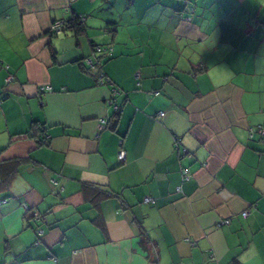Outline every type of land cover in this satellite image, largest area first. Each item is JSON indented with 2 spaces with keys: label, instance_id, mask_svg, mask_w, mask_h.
I'll return each instance as SVG.
<instances>
[{
  "label": "crops",
  "instance_id": "0c3cea01",
  "mask_svg": "<svg viewBox=\"0 0 264 264\" xmlns=\"http://www.w3.org/2000/svg\"><path fill=\"white\" fill-rule=\"evenodd\" d=\"M261 5L0 0L20 38L0 53V264L264 257ZM78 16L81 33L51 32ZM213 65L231 78L213 85Z\"/></svg>",
  "mask_w": 264,
  "mask_h": 264
},
{
  "label": "clouds",
  "instance_id": "9594fccd",
  "mask_svg": "<svg viewBox=\"0 0 264 264\" xmlns=\"http://www.w3.org/2000/svg\"><path fill=\"white\" fill-rule=\"evenodd\" d=\"M264 7V5H261ZM20 38L16 37L13 32L9 30L7 22L0 25V53L7 58L12 49L19 45ZM220 74V78L217 75ZM206 77L211 81L213 85H220L231 78V73L224 67L211 66L209 71L206 72ZM225 253L228 249H225ZM141 264H146V261L141 257ZM165 262L167 261V254L164 256ZM239 260L241 264H264V257H261L260 253L253 247L246 249L240 256Z\"/></svg>",
  "mask_w": 264,
  "mask_h": 264
},
{
  "label": "built area",
  "instance_id": "2783aa9c",
  "mask_svg": "<svg viewBox=\"0 0 264 264\" xmlns=\"http://www.w3.org/2000/svg\"><path fill=\"white\" fill-rule=\"evenodd\" d=\"M82 20H83V18H82ZM66 25H67V23L65 21H63V20L56 21V22L53 23V25L51 27V32L53 34L60 35V34L65 32V29L67 27ZM106 51H107L106 48L96 47L93 56H91L89 58H86V64L90 67V69L92 71H95L96 73H98L99 81L102 84L109 82V78L105 75V73H103V72L100 73V71H99L100 70L99 67L102 64V57L104 55H107ZM115 91L116 92H120V90L117 89V88L115 89ZM110 102H113V100H111ZM114 108H115V111H117L118 110V105H115ZM163 115H164V113L161 112L160 116H163ZM256 130H257V132L259 133V135L261 136V138H262V140L264 142V125H259ZM252 135H253V133H252ZM184 151L186 152L187 150L184 149ZM125 156H126V152L125 151H121L119 153L118 158H119L120 161H124L125 160ZM191 176L192 175L188 172L187 169L183 170V179L184 180H188ZM145 202L153 204V203L156 202V200L154 198H152V197H146L145 198ZM0 204H1V202H0ZM244 215H248V212L247 211L244 212ZM227 222H228L227 220L224 221V223H227ZM40 234H41V231H40Z\"/></svg>",
  "mask_w": 264,
  "mask_h": 264
},
{
  "label": "trees",
  "instance_id": "16d2710c",
  "mask_svg": "<svg viewBox=\"0 0 264 264\" xmlns=\"http://www.w3.org/2000/svg\"><path fill=\"white\" fill-rule=\"evenodd\" d=\"M66 23H67V25H66L67 27L65 29V32L67 31V28H71V29L75 30L76 34H79L85 29L84 21L82 20V17H79V16L74 17L69 21H66ZM45 138H44V140H45Z\"/></svg>",
  "mask_w": 264,
  "mask_h": 264
}]
</instances>
